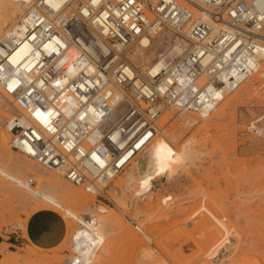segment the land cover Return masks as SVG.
<instances>
[{"label":"built area","instance_id":"obj_1","mask_svg":"<svg viewBox=\"0 0 264 264\" xmlns=\"http://www.w3.org/2000/svg\"><path fill=\"white\" fill-rule=\"evenodd\" d=\"M157 34L163 66L146 77L124 53ZM262 61L264 0H35L0 37L9 149L96 196L143 154L161 108L209 116Z\"/></svg>","mask_w":264,"mask_h":264},{"label":"rangeland","instance_id":"obj_2","mask_svg":"<svg viewBox=\"0 0 264 264\" xmlns=\"http://www.w3.org/2000/svg\"><path fill=\"white\" fill-rule=\"evenodd\" d=\"M2 1L0 35L26 10L11 16L16 3ZM165 34L144 35L124 53L139 74L155 59L144 56L160 50ZM142 41L144 56L136 52ZM11 112L0 95V264L68 261L82 227L78 220L89 219L97 229L80 222L101 244L88 264H264V61L206 118L161 108L154 139L162 138L179 158L169 175L141 193L134 163L100 182L91 196L11 151L4 130ZM1 174L31 178L32 194ZM42 212L50 220L60 216L65 226L52 248L34 246L25 236L30 218Z\"/></svg>","mask_w":264,"mask_h":264},{"label":"bare ground","instance_id":"obj_3","mask_svg":"<svg viewBox=\"0 0 264 264\" xmlns=\"http://www.w3.org/2000/svg\"><path fill=\"white\" fill-rule=\"evenodd\" d=\"M13 1L16 3L17 7L16 6H14L15 8L13 7L14 9L11 13V16L19 10V7H25L27 10L31 6V4H33L35 0H33L32 3L30 2V0H13ZM43 1L46 4H48L50 7H52L53 9L60 10V9H63L64 4L69 2L70 0H43ZM75 4L74 2H72L71 6L73 7ZM3 7H4L3 1L0 0V10ZM1 22L3 21L1 20ZM15 22L13 24H15ZM141 37H146V36H141ZM140 38H138L137 41ZM165 41L164 43H162L160 50L156 54H154V52H150V54H148L146 57L143 55V53H141V49L145 41H142V43L137 44L138 49H136V52H138L141 56H144L145 59H147L149 56L154 57L155 55L154 61H152L147 67L145 66L142 67L141 69L143 71L142 75L146 77L153 76L154 74L158 73L159 70L162 68L163 64L159 62V60L157 59V56H158V53H160L166 47ZM147 46L148 45H144V49L148 48ZM172 53L177 54L178 49H175L174 51H172ZM22 54H23V50L21 48L15 52V54L13 55V58H19ZM200 117L206 118L208 116H200ZM154 138L150 142V144L147 146L143 154L139 157L137 162H135V165H134L135 166L134 169H136V174L138 178V187H137L136 193H141L144 190L148 191L150 183L156 177L163 176V175L164 176L169 175V173H171V171L175 169L173 167H175L174 165H176L178 158H179V154L174 152L162 138H158V139H154ZM32 189H33V181L28 187H25L24 190H26V192H28L29 194H32ZM80 221L83 223H87V225L92 229H97V227L95 226L96 225L95 222H93L90 219L83 220V221L78 220V222L82 225V227H80L78 231L76 232V234L74 235L72 250L78 253L81 252L82 254H85L86 256H87L86 252H89V250H91V253L89 252V257L83 258L81 261H80L79 256H71L69 257L68 261L65 260L62 264H77V263L88 264V262H91L92 259L94 258L95 252L97 251L98 247L101 244L97 236H94L92 232L89 230V228L86 227L84 224H82ZM81 230L84 231L86 234L83 233L81 236H78L77 233ZM84 250L86 252H84Z\"/></svg>","mask_w":264,"mask_h":264},{"label":"crops","instance_id":"obj_4","mask_svg":"<svg viewBox=\"0 0 264 264\" xmlns=\"http://www.w3.org/2000/svg\"><path fill=\"white\" fill-rule=\"evenodd\" d=\"M49 215L43 212L37 213L33 218H30L27 224L25 236L34 246L52 248L59 244L61 236L65 235V226L62 218L54 214L55 216L53 217H56V220L53 218L50 220ZM53 230L56 231L55 235L51 234Z\"/></svg>","mask_w":264,"mask_h":264}]
</instances>
